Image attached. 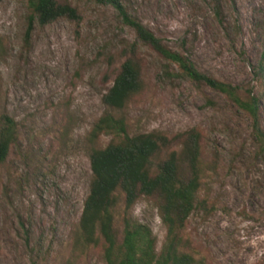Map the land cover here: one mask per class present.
<instances>
[{
    "label": "rangeland",
    "instance_id": "1",
    "mask_svg": "<svg viewBox=\"0 0 264 264\" xmlns=\"http://www.w3.org/2000/svg\"><path fill=\"white\" fill-rule=\"evenodd\" d=\"M66 1L81 22L35 27L26 48L27 1L0 0V116L17 129L0 167V264H103L100 247L78 237L91 180L87 136L105 110L101 98L122 62L120 50L136 39L111 6ZM122 1L198 71L258 97L264 132V0ZM139 56L146 84L125 111L128 133L198 128L218 154V170L207 179L212 214L189 217V251L207 264H264V154L251 121L176 65L143 47ZM110 139L101 136L95 146ZM121 211L119 204L118 228ZM131 215L151 229L159 251L165 229L153 201L137 200Z\"/></svg>",
    "mask_w": 264,
    "mask_h": 264
},
{
    "label": "trees",
    "instance_id": "2",
    "mask_svg": "<svg viewBox=\"0 0 264 264\" xmlns=\"http://www.w3.org/2000/svg\"><path fill=\"white\" fill-rule=\"evenodd\" d=\"M26 1L28 16L23 40L26 48L35 27L45 28L59 20L81 22L78 10L66 0ZM99 1L117 12L136 40L120 50L118 57L122 62L101 98L105 110L87 136L91 145L88 157L91 180L78 223V237L85 245L100 247L103 264H207L205 257L189 251L184 234L193 211L205 216L212 214L207 179L218 170V154L216 150L208 151L205 135L198 128L172 136L159 132L128 133L125 111L133 98L142 94L146 84L139 50L146 48L176 65L182 76L222 95L244 113L264 154L260 99L251 91L198 71L188 57L172 51L131 15L122 0ZM104 135L111 136L110 141L103 148L96 147ZM16 140L15 122L6 114L1 115L0 167ZM141 198L153 201L165 229L159 251L151 229L131 215L132 207ZM119 204L122 211L118 228L115 214Z\"/></svg>",
    "mask_w": 264,
    "mask_h": 264
}]
</instances>
